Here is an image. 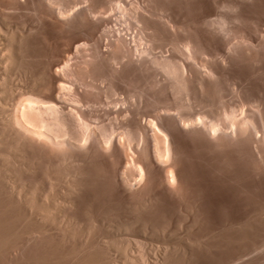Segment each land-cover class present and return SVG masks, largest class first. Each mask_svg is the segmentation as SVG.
<instances>
[{
  "label": "bare ground",
  "instance_id": "bare-ground-1",
  "mask_svg": "<svg viewBox=\"0 0 264 264\" xmlns=\"http://www.w3.org/2000/svg\"><path fill=\"white\" fill-rule=\"evenodd\" d=\"M1 1L0 199L4 202L0 201V214L6 213L8 215L9 213L11 216L12 214L13 216L17 214L18 217L16 215L15 217L19 220L15 218L17 222L15 220L10 222L8 220L3 221L4 217L2 220L0 218V254L2 256L4 254L3 258L0 256L1 263L2 259H4V264H19L18 259L21 256L18 259L16 258L19 254L22 255L23 244L30 243V241L37 238L41 239L51 227H56L55 231L61 242L72 241L74 243V245H71V247L73 246L72 248L69 247V251L64 247L63 249L68 252L63 255L61 254L63 252H60L62 257L58 256L53 264H60L62 260L60 261L59 259L62 258L67 260L63 261V263L65 262L64 264H110L113 261L117 262L119 258L120 260L122 259V263L123 260L124 262L128 261L129 264L137 260V262L141 261L142 264L144 262L147 264L148 261L150 262L149 257L153 254V260L151 259L153 263L151 264H160L168 260L170 253H181L176 250L182 248V246L177 248V244H175L176 247L172 244L173 246L171 245L170 247L166 243H162L161 239L160 243L164 245L160 247L157 243L159 248H155L157 250L151 249L153 244L150 247L146 246L145 242L147 240L143 241V238L142 240H136L138 236L134 238V241L132 240L134 249L132 247L133 244L131 245L133 236H125L126 231L129 234V229H133L130 228L132 227L131 224L129 229L126 230L127 224L130 222V220L127 222L128 219L124 224L118 218H116V222H113L115 216L112 219L113 221L110 220L111 216H108L109 220L112 221L110 223L107 221L108 217L107 219L104 218V216L106 217L105 214L103 217H101L103 214L100 217L93 214L91 217L89 216V221L85 225L82 223L86 218L82 219V222L80 219V221L75 219L70 214L76 205L74 204V197H76L75 195L83 186L86 188V184L91 183L82 180V176L86 174L90 175L86 177L87 179L88 177L92 179V175L94 177H102L103 181L108 184L113 192L121 193L122 196L128 199L129 204L134 202L137 208L139 207L140 209L147 204H151L149 203L150 200H153V197L157 198L155 196L158 194L162 195L161 193L184 202L189 201L191 198L193 200L194 194L195 196L198 194L194 193L193 187L195 185L193 183H196L197 180H194L195 182L192 181L193 183L191 182L193 178L190 179V177L195 178V174H188L192 170L189 168V171H187V167L188 165L193 166V169L197 167L194 168L193 164L195 162L189 164V160L188 165L186 164V159L192 153L196 154H194L195 157H199L203 162H206L214 174L216 172L224 174L229 179L228 182L232 181L236 184L242 180L251 179L255 180L256 184L258 182L260 183L259 185L263 184L264 186V18H253L252 16V5L257 1L209 0L218 9L214 17L209 15L212 13H208L209 10L206 7L208 5L202 6V4H199L201 6L197 7L190 0H73V5L71 0ZM24 3L33 5L34 13L32 11L31 13L32 15L34 14L36 27L48 25L47 28H51L49 25H52L57 29V34L58 30L59 33H64L62 34L63 37L67 34V36L65 35L67 37L66 46L68 43L67 51L65 53H59L58 51L59 54L57 55L54 53L56 55L55 60H50L36 74L29 70V68L31 69L29 63L27 64L29 68L25 64V60H27V56L23 51L27 32L23 28L25 24L19 27L18 25L12 26V28L6 21L9 18H5L7 14L3 10L4 6L6 8L11 5L12 9H18ZM78 3L79 5H77ZM261 7L262 5L259 1L258 8ZM254 8L257 7L255 6ZM194 10L200 11V17L196 16L198 15L196 14L195 16L198 17L196 18L192 14ZM211 10L214 12L213 8ZM106 12L108 13L106 14ZM95 23L99 24L98 26L102 24L104 26L101 28L104 33L103 36H105L104 49L101 48V44L94 42L95 40L91 41L94 42L93 46L91 47L90 45L88 47L86 41L82 40V38L68 34L76 29H82L86 25H92L93 27ZM116 24L118 25L116 26ZM31 26L33 25L30 24L29 28ZM34 30L37 29L35 28ZM73 54H75V59H73ZM236 65L246 67L260 81L259 85L255 87V92L253 91L254 88L252 90L249 87L250 85L245 78L240 74L233 73ZM121 82L137 85L139 87L137 94L134 91H127L128 95L126 97H118L116 90ZM102 83L106 84L107 92L112 96L107 101L105 100L106 103L98 99L95 96L97 93L94 92L98 85ZM147 84L149 87L155 88L159 94H165L164 98L162 97L163 95L161 96V99L157 97L158 94L155 97L154 93H151L154 103L151 105L152 110L150 113H147V111L146 113L142 112L140 106H136L132 102L135 95L136 97L138 95L140 100L142 99L143 86H147ZM225 95L237 99V102H226L223 99ZM127 102H130V105ZM146 104L148 103L146 102ZM146 104L143 103V106L145 107ZM104 112L107 115L108 112L112 113V116L107 121L102 119ZM189 146L191 151L188 149ZM189 152H191V155ZM191 159H193L192 156ZM194 159L193 161H196L197 158ZM98 164L101 166L99 167ZM202 166L204 165L201 164ZM202 169L205 168L203 167ZM200 171L202 172V170ZM218 173L217 176L219 175ZM222 175L220 176L222 177ZM210 176L214 177L213 175ZM100 181L102 182V180ZM101 182L100 184H103ZM218 182L221 184V180ZM228 182L226 185H229ZM211 183L209 184L210 186ZM240 183V185H244L242 182ZM223 184L225 183L223 182ZM236 185L238 186V184ZM98 186L100 187V185ZM208 186L206 185V187ZM201 187L205 189L204 186ZM232 187L234 189V184ZM240 187L237 189H240ZM257 188L259 187L254 189ZM259 189L264 190L263 187ZM234 190H232L233 193ZM251 190L253 191V189ZM242 192L244 193V191ZM100 193L98 194L99 196ZM239 194L241 193L239 192ZM166 195L164 196L166 197ZM118 196L119 194L117 198H120ZM113 197L111 198L113 199ZM94 199L97 201L96 197ZM101 200L104 202L103 198ZM263 200L262 203L264 202ZM231 201L229 202L231 203ZM98 202H100L99 199ZM174 203L176 202L174 201ZM209 203L211 202L209 201ZM99 204H95L96 207ZM252 204L254 205L255 203ZM102 206L105 207V205ZM90 207L92 205L88 206V208ZM104 207H102L101 211H103ZM202 207L204 208V206ZM192 208L187 210H192ZM150 209L152 208H149V211ZM128 210L131 211V208ZM263 210L259 214H264ZM101 211L98 212L101 214ZM88 213L92 214L91 212ZM95 213L98 214L97 212ZM146 213L148 212L146 211ZM254 214L258 217L256 212ZM19 215H21L22 219ZM253 215L252 217L255 216ZM261 215L258 221L262 217ZM120 218L122 219V217ZM145 218H148V216ZM132 221L131 223H133ZM252 221L251 223H253ZM150 222L149 224H151ZM240 222L242 221L240 220ZM109 225V230H104V232L111 230L110 235L108 233V235L106 233H104L105 235L102 234L101 231L103 230L101 229L100 232L97 231L98 226L106 227ZM232 225L235 226L234 224ZM142 226L139 227L140 230ZM254 226L256 225L254 224ZM147 227H142V234H144L143 232L145 234L148 233L150 228L147 230ZM167 229L165 230L167 231ZM196 229L198 230V228ZM133 230L135 231V229ZM224 230L227 231V229ZM152 231L149 230V232ZM224 233L225 231H223ZM47 235L49 237L48 233ZM173 236L176 238L177 235ZM170 237L171 239L173 238L171 235ZM241 237H246L247 240V236L241 235ZM254 237L256 236L254 235ZM243 239L242 242L247 243ZM194 240L192 241L194 242ZM192 241L190 244L193 243ZM196 241L198 243V240ZM213 243L209 244L212 245ZM57 244L60 245L59 243ZM244 245L246 246L247 244ZM40 248H42L41 245ZM63 249L61 250L63 251ZM133 249L135 253H133ZM242 249L246 250V248ZM57 254L60 255L59 253ZM35 255L38 254L35 253ZM234 256L230 257L233 258ZM248 256L250 255L248 254ZM46 257L38 258V261L40 259L39 262L41 264H52L51 262L54 261L55 257L53 256L54 258H52L53 261L51 262ZM199 257L201 256L199 255ZM241 257L243 258V256ZM26 260L25 262L28 261ZM163 260L166 261L163 262ZM22 261L24 260L22 259ZM137 262H134V264ZM25 264H28V262Z\"/></svg>",
  "mask_w": 264,
  "mask_h": 264
},
{
  "label": "rangeland",
  "instance_id": "rangeland-1",
  "mask_svg": "<svg viewBox=\"0 0 264 264\" xmlns=\"http://www.w3.org/2000/svg\"><path fill=\"white\" fill-rule=\"evenodd\" d=\"M72 2H71V4L73 3L74 4V1L73 0H71ZM193 1V2H192ZM198 1H199V3H198ZM202 1H204V2H202ZM209 0H206V2H208ZM212 1V0H211ZM211 1H209L208 3H206L205 2V0H196V1H194V0H190V2L195 6H201V5H199V4H202V6L204 5V6H206V5H208V6H206L207 7V9L209 10L208 11V13H212V14H209L211 17H214V15H216V13H217V8L213 5V3L211 2ZM255 1H257V2H254V4H255V6L258 8L259 7V1L261 2V5H262V7L261 8H254L255 6H253L252 5V16H253V18H256V17H263L264 18V1L263 0H255ZM195 2V3H194ZM2 3V1L0 0V4ZM72 4V5H73ZM29 5V6H28ZM77 5H79V3L77 4ZM81 5V4H80ZM0 6H2V5H0ZM12 6V5H11ZM11 6H8V7H6V8H4L3 7V10L6 12V14H5V12H4V14L6 15L5 16V18H9L8 20H6L8 23H9V26H13V27H15L16 25H18V27L21 25H23V24H25V25H23V28L24 29H26L25 31H27L26 32V36H25V42H24V44H23V51L25 52V55L27 56L26 57V59L27 60H25L26 61V65L29 63V65H30V67H31V69L29 68V65H27L28 66V68H29V70L30 71H32L33 72V74L35 73L36 74V72L38 71V73L42 70V68L48 63V62H50V60L52 61H54L55 60V56L57 55V54H59V53H65V51H67V48H68V43H67V46H66V42H67V37H65V35L67 36V34H65L64 35V37L62 36V34H64L63 32H60L59 33V30H58V34H57V29L55 28V27H53L52 25H49V26H51V28H47V26L48 25H44V27L42 28L41 26V28L40 27H36L37 26V24H35V17H34V14L32 15V13H31V11L34 13V11H33V5L31 4V3H24V5H22L20 8H18V9H15V8H13L12 9V7ZM31 7V8H30ZM210 7V8H209ZM2 8V7H1ZM28 8V10H30V11H28V10H26ZM214 9V12H213V10H211V9ZM8 9V10H7ZM15 9V10H14ZM262 9V10H261ZM18 11V12H17ZM24 11V12H23ZM108 11V10H107ZM195 11V12H194ZM193 12H192V14L195 16L196 14H198V15H196V16H199L200 17V11L199 10H194ZM257 11V12H256ZM197 12V13H196ZM216 12V13H215ZM259 12V13H258ZM26 13V14H25ZM108 12H106V14H107ZM254 13V14H253ZM25 14V15H24ZM256 14V15H255ZM262 14V16H260ZM27 15V16H26ZM255 15V16H254ZM30 16V17H29ZM195 16V17H196ZM33 17V18H32ZM196 18H198V17H196ZM33 19H34V21H33ZM27 21V22H26ZM10 22H11V24H10ZM19 23V24H17V23ZM23 22V23H22ZM31 22V23H30ZM34 22V23H33ZM100 22V21H99ZM14 23V24H13ZM101 23V22H100ZM30 24L31 25H33V26H31V28H29V26H30ZM99 24H96L95 23V26H93L92 27V25H86V26H83L82 27V29H76V30H74L73 32H69L68 34L70 35H73V36H77V37H79V38H82V40H84V41H86V43H87V45H88V47H90V45H91V47L93 46L92 44H94V42H97L98 44H101L100 46H101V48L102 49H104L105 48V44H104V41H105V36H103L104 35V33H103V30H101V28L102 27H104L103 26V24L102 25H100V26H98ZM118 24H116V26H117ZM25 26V27H24ZM28 26V27H27ZM35 26V27H34ZM46 26V27H45ZM89 26H91V27H89ZM12 27V28H13ZM121 27V26H120ZM36 28L37 30H34V29ZM40 28V29H39ZM52 28H54L55 29V31H54V29H52ZM85 28H87V29H85ZM91 28H93L92 30H91ZM29 29V30H28ZM30 29H32V30H30ZM39 29V30H38ZM46 31H45V30ZM34 30V31H33ZM49 30H50V32H49ZM83 30V31H82ZM28 31H30V32H28ZM32 31V32H31ZM88 31V32H87ZM102 31V32H101ZM44 32V33H43ZM53 32V33H52ZM78 32V33H77ZM92 32V33H91ZM128 32V31H127ZM43 33V34H42ZM56 33V34H55ZM73 33V34H72ZM89 33V34H88ZM100 33V34H99ZM102 33V34H101ZM51 34V35H50ZM43 35V36H42ZM45 35V36H44ZM61 35V36H60ZM100 35V37L98 38V36ZM88 36V37H87ZM46 37V38H45ZM55 37V38H54ZM59 38V39H58ZM62 38V39H61ZM92 38V39H91ZM104 38V39H103ZM46 39V40H45ZM57 39V40H56ZM47 40H48V43H47ZM95 40V41H94ZM51 41V42H50ZM58 41V42H57ZM61 43H60V42ZM63 41H64V43H63ZM90 43H89V42ZM91 41H94V42H91ZM25 43H26V45H25ZM52 43V44H51ZM51 45V46H50ZM64 46H65V48H64ZM24 48H26V49H24ZM66 49V50H65ZM58 51H59V53H58ZM63 51V52H62ZM54 53H56V55L54 54ZM52 55H54V56H52ZM73 56H74V58L73 59H75V54H73ZM54 58V59H53ZM46 60H48V61H46ZM46 62V63H45ZM42 64H44V65H42ZM240 65H236L235 66V68H234V70H233V73H236V74H240L243 78H245V80L247 81V83H249V87L253 90V88H254V92H255V87H257V85H259V80L254 76V75H252L251 74V71L249 72V70L246 68V67H239ZM40 68V69H39ZM236 69V70H235ZM239 71V73H237L238 71ZM243 72H242V71ZM237 71V72H236ZM31 72V73H32ZM242 74H241V73ZM244 73V74H243ZM250 73V74H249ZM246 76V77H245ZM252 76V77H251ZM246 78H248V79H246ZM255 79V80H254ZM249 80V81H248ZM253 81V82H252ZM254 81H256V82H254ZM258 81V82H257ZM253 83V84H252ZM254 83H255V85H254ZM125 84H127V85H125ZM125 84H124V82H121V83H119L118 84V87H117V90H116V95H118V97L120 96H127L128 95V92L127 91H130V92H132V91H134L135 92V94H137L136 92L139 90V87L137 86V85H135L134 83H133V85L132 84H128V83H126L125 82ZM131 85V86H130ZM254 85V86H253ZM106 84H104V83H102V84H100V85H98V87H97V89H95L94 90V92H96L97 93V95H95V96H97V98L98 99H100L102 102H104V103H106V101H107V99H110L112 96L111 95H109L108 94V92H107V89H106ZM122 86V87H121ZM126 86V87H125ZM132 86H134V87H132ZM253 86V87H252ZM133 89H132V88ZM119 88H121V89H119ZM137 88V89H136ZM143 88H144V92H143V95H142V99L140 100L139 99V97H138V95H137V97H136V95L135 96H133V99H132V102H134V105H136V106H140V110L142 111V112H144V113H146V111H147V113H150L151 112V110H152V104L154 103L153 102V97H152V92L154 93V96L156 97L157 96V94H158V96L157 97H159V98H161L162 99V97L164 98V96H165V94L164 93H158L156 90H155V88L153 89V88H151V87H149V85L147 84V86L146 85H144L143 86ZM97 90V91H96ZM146 90V91H145ZM119 91V92H118ZM156 92V93H155ZM108 94V96H107V94ZM146 93H147V95H146ZM147 96V98H146V96ZM148 94H149V96H150V98H149V96H148ZM156 94V95H155ZM107 97H106V96ZM163 95V96H162ZM110 96V97H109ZM143 96H145V97H143ZM162 96V97H161ZM229 96V95H228ZM227 95H225L224 97L227 99H225L224 97H223V99L226 101V102H237V99H233V97H231V96H229L228 97ZM232 98V99H231ZM145 99V101H143ZM150 99V100H149ZM106 100V101H105ZM135 100V101H134ZM228 100H230V101H228ZM140 101V102H139ZM146 102L148 103V104H146ZM150 102H152V103H150ZM104 103H103V105H104ZM136 103V104H135ZM143 103L144 104H146L145 105V107L143 106ZM127 104L128 105H130V102L128 103L127 102ZM126 104V105H127ZM127 105V106H128ZM105 115H107V113L106 112H104V115L102 114V119H104V120H106L107 121V119L110 117V116H112V113L111 112H108V115L107 116H105ZM188 149H189V151H191L190 149H191V147L189 146L188 147ZM190 153V155H191V152H189ZM195 153H192V158L193 159H191V156H189L187 159H186V164L188 165V160H189V164H191V163H197V162H199V161H201V162H199V163H197V164H193L194 165V168L195 167H197L196 169H193V166H191V165H188V167H187V171H189L188 169L190 168L192 171H189L188 172V174H195L194 176H195V178L194 177H190V179H192L191 180V182L193 181V182H195L194 180H197L198 181V183H197V181H196V183H193V184H195L193 187H194V190L196 191H194V193H198V194H196V196H195V194H194V196H193V200H192V198L189 200V201H181V200H179V199H175V198H173V197H171V196H168V195H166V194H164V195H166V197L163 195V193H161L162 195H160V194H158V195H156L155 197H157V198H154L153 197V200H150V202L149 203H151V204H147V205H145V207H141V209L138 207L137 208V206L134 204V202H130V204H132V205H130L128 202V199L127 198H125V196H122L121 195V193H118L119 194V196L118 197H120V198H117V193L114 191L113 192V190H111V188L108 186V184H106V182L105 181H103V179H102V177H100V176H95L94 177V175H92L91 176V178L92 179H89L90 177H88V179L86 178L87 176H90L89 174L87 175H83L82 176V180H84L85 182H91L90 184H86L87 185V187L86 188H84L85 186H83V188H81L80 190H82V191H80L79 190V192L77 193V195H75L76 197H74L75 198V200H74V204H76L75 206H74V208L75 209H72L71 210V212L72 213H70L71 215H73V217L75 218V219H77L78 221H80L81 220V222L83 221V223L82 224H87L88 222L87 221H89L88 219L91 217V215H93V214H95V216H101L102 214V216L101 217H103L104 216V214L106 215V217L104 216V218H106L107 219V217L108 216H111L110 217V220H112L113 218H114V216H115V218H114V221L113 222H116L117 221V219L116 218H118V220H122V221H120V222H123L124 224H125V222H126V220H127V222L130 220V222H128V224H127V229L126 230H128L129 229V227L131 226V224H132V227H130V228H133V229H135V231L133 230V229H129V231L128 232H130L129 234L127 233V231H126V233H125V236H127V237H129L130 235L131 236H133V239H131V245H132V247L134 246V238H136L137 236H138V238L136 239V240H139V239H141L142 240V238H143V241H145V240H147V242H145V244H146V246H148V247H150L151 246V244H153L152 246H151V249L153 248V249H155V248H159L158 246L160 245V247L161 246H163L164 244H162V243H166V245H168V246H170L171 247V245L172 244H174V246H175V244H177L176 246H177V248L178 247H181L182 246V248H180V249H177L176 251L177 252H181L180 254L179 253H173V254H171L170 253V257L168 258V260L166 261V260H163V262L164 261H166L165 263H160V264H264V214H259V212L261 211V210H263L264 209V202L262 203V199H264V190L263 189H259V188H264V186H263V184H261V185H259L260 183H258L257 182V184H256V181L255 180H251L252 182H254L253 183V185H251V181L250 180H242V181H240V182H242V184H244V185H240L241 183L240 182H237L236 184H238V186L235 184V182H232V181H229L228 182V178L223 174L222 175V173H218V172H216V174H214L213 173V171L212 170H210L211 168H210V166L209 165H207V163L206 162H203V160L200 158L199 159V157H195V155H194ZM194 155V156H193ZM194 158H197L196 159V161H193V160H195ZM202 165H204V166H202L201 167V164ZM200 164V166H198ZM206 164V165H205ZM99 165V164H98ZM196 165V166H195ZM101 165H99V167H100ZM190 166V167H189ZM199 167V168H198ZM205 168V169H202V168ZM195 170H197L198 172H200V173H198L197 171L195 172ZM200 170H202V172L204 173H202ZM207 170H209V172H207ZM191 172V173H190ZM212 173V174H211ZM217 173L219 174L218 176H217ZM207 174V175H206ZM199 175V176H198ZM204 176V177H201V176ZM210 175H213L214 177H212V176H210ZM216 175V176H215ZM220 175H222V177H226V178H222ZM198 176V177H197ZM209 176H210V178H209ZM85 177V178H84ZM196 177H197V179H196ZM219 177V178H218ZM221 177V178H220ZM97 178V179H96ZM199 178V179H198ZM95 179V180H94ZM202 179V180H201ZM204 179H205V181H204ZM210 181H209V180ZM214 180V181H212V180ZM216 179V180H215ZM219 179V180H218ZM88 180V181H87ZM92 180H94V181H92ZM100 180H102V182L100 181ZM200 180V181H199ZM221 180V184H220V182H218V181H220ZM96 181V182H95ZM204 181V182H203ZM211 181H212V183H211ZM228 182V184L229 185H226L227 184V182ZM250 181V182H249ZM98 182V183H97ZM100 182L101 183H103V184H100ZM201 182V183H200ZM214 182H215V185H214ZM217 182V183H216ZM223 182L225 183V184H223ZM244 182V183H243ZM248 182H249V184H250V186H249V184H248ZM205 183V184H204ZM211 183V186L209 185ZM232 183V184H231ZM97 184V185H96ZM192 184V185H193ZM233 184H234V189H233ZM90 187H89V186ZM95 185H96V188H95ZM98 185H100V187L98 186ZM103 185H105V186H103ZM198 185V186H197ZM204 186V188L205 189H203V187H201V186ZM206 185L208 186V187H206ZM214 185V186H213ZM218 185V186H217ZM232 185V186H231ZM246 185V186H245ZM255 185V186H254ZM93 186V187H92ZM102 186V187H101ZM106 186H108V187H106ZM212 186H213V189H212ZM226 186H228L227 188H226ZM231 188H230V187ZM241 186V187H240ZM246 188H245V187ZM247 186H249V187H247ZM252 186V187H251ZM254 186V187H253ZM195 187H197V188H195ZM236 187V188H235ZM238 187H240V189H237ZM256 187H259V188H257V189H254V188H256ZM91 188V189H90ZM103 188H104V190H103ZM109 190H108V189ZM200 188V189H199ZM215 188V189H214ZM94 189V190H93ZM96 189V190H95ZM196 189H198V190H196ZM208 189V190H207ZM212 189V190H211ZM222 189V190H221ZM224 189V190H223ZM234 190V193H233V191L232 190ZM237 189V190H236ZM242 189V190H241ZM245 189H247V190H245ZM250 189H253V191L251 190L250 191ZM93 190V191H92ZM202 191V193H201V191ZM232 192H230V191ZM260 190V191H259ZM84 191V192H83ZM95 191H97V192H95ZM102 193H100V192ZM107 191V192H106ZM207 191V192H206ZM216 191V192H215ZM241 193V194H239V192ZM242 191H244V193L242 192ZM258 191H259V193H258ZM263 191V192H262ZM86 192V193H85ZM100 193V196L98 195L99 193ZM108 192H109V194H108ZM237 192H238V194H239V196H238V194H237ZM249 192V193H248ZM252 194H251V193ZM256 192V193H255ZM261 192V193H260ZM85 193V194H84ZM88 193V194H87ZM94 193V194H93ZM97 193V194H96ZM108 194V196H107V194ZM114 193H116V194H114ZM203 193H204V195H203ZM230 193V194H229ZM235 193H236V195H235ZM262 194L261 196L260 195H258V194ZM93 194V195H92ZM202 194V195H201ZM233 196H232V195ZM247 194H249V195H247ZM81 195V196H80ZM89 195V196H88ZM104 195V196H103ZM113 195H115V197H113ZM201 195V196H200ZM80 196V197H79ZM85 196V197H84ZM87 196V197H86ZM92 196H95L96 197V199L98 198V197H100V198H98L99 199V201L100 202H98V199H97V201L94 199L95 197H92ZM98 196V197H97ZM109 196H111V197H113V199L111 198V197H109ZM165 198H163V197ZM205 198H204V197ZM216 196V197H215ZM230 196H232V197H230ZM235 196V197H234ZM123 197V198H122ZM160 197H161V199H160ZM202 198V200H200V198ZM219 197V199H217ZM223 197V198H222ZM238 197V198H237ZM252 197V198H251ZM83 200H82V199ZM101 198H103V201L104 202H102V200H101ZM104 198H106V199H104ZM116 198V199H115ZM169 198V199H168ZM236 198V199H235ZM246 198V199H245ZM115 199V200H114ZM121 199V200H120ZM123 199H125V200H123ZM127 199V200H126ZM156 199V200H155ZM159 199V200H158ZM167 199V200H166ZM173 199H175V200H173ZM195 199V200H194ZM198 199V200H197ZM205 199V200H204ZM209 199V200H208ZM214 199V200H213ZM226 199V200H225ZM232 200L231 201V203L229 202L230 200ZM238 199V200H237ZM249 199V200H248ZM77 200V201H76ZM107 200V201H106ZM110 202H109V201ZM200 200V201H199ZM207 200H208V203H207ZM229 200V201H228ZM236 200V201H235ZM0 201L1 202H4L2 199H0ZM80 203H79V202ZM92 201V202H91ZM95 201V202H94ZM113 201V202H112ZM122 201V202H121ZM164 201H166V202H164ZM174 201L176 202V203H174ZM178 201V202H177ZM182 203H181V202ZM191 201H192V203L193 202H196V203H191ZM197 201H199V202H197ZM209 201L211 202V203H209ZM240 201V202H239ZM264 201V200H263ZM0 202V203H1ZM77 202V203H76ZM127 202V203H126ZM153 202V203H152ZM156 202V203H155ZM170 202V203H169ZM173 204H172V203ZM180 202V203H179ZM184 202V203H183ZM188 202V203H187ZM190 202V203H189ZM206 202V203H205ZM225 202V203H224ZM248 202V203H247ZM250 202V203H249ZM93 203V204H92ZM100 203V204H99ZM117 203V204H116ZM121 203H122V205H121ZM179 203V204H178ZM201 203H204V204H201ZM227 203H228V206H227ZM236 203V204H235ZM238 203V204H237ZM252 203H255L254 205L252 204ZM256 203H257V205H256ZM83 204V205H82ZM97 204H99V206H97L96 207V205ZM108 204V205H107ZM111 204V205H110ZM120 204V205H119ZM127 204H129V205H127ZM166 204V205H165ZM180 204H185V205H180ZM187 204H189L188 206H187ZM195 204V205H194ZM210 204V205H209ZM232 204V205H231ZM242 204V205H241ZM250 204V205H249ZM261 204H263V205H261ZM87 207H86V206ZM92 205V207H90V208H92V209H90V208H88V206H91ZM102 205H105V207L104 206H102ZM116 205V206H115ZM118 205H119V207H118ZM151 205H153V206H151ZM159 205H160V207H159ZM170 205V206H169ZM172 205V206H171ZM178 205H180L181 206V209H180V206H178ZM191 205H192V207H191ZM195 206V208H194V206ZM222 205V206H221ZM251 205H253L254 207H259V205H260V207L259 208H254L253 206H251ZM101 206V207H100ZM106 206H108V207H106ZM111 206V207H110ZM123 206H125V207H123ZM147 206V207H146ZM163 206V207H162ZM168 206V207H167ZM182 206H184L183 208H182ZM198 206V207H197ZM202 206H204V208L202 207ZM208 206V207H207ZM213 206V207H212ZM227 208H226V207ZM235 206V207H234ZM82 207V208H81ZM83 207H84V209H83ZM93 207H95V208H97V209H93ZM102 207H104L103 208V211H101L102 210ZM119 209H118V208ZM140 211H138L136 208ZM171 207V208H170ZM173 207V208H172ZM179 207V208H178ZM192 208V210H187L188 208ZM199 209L200 207V209L198 210L197 208ZM263 207V208H262ZM127 208V209H126ZM131 208V211L130 210H128V209H130ZM149 208H152V209H150V211H149ZM161 208V209H160ZM164 208V209H163ZM166 208H167V210H166ZM185 208H186V210H185ZM261 208V209H260ZM83 209V210H82ZM90 211H89V210ZM109 209H111V210H109ZM114 209H116V210H114ZM125 211H124V210ZM172 209H174V210H172ZM183 209V210H182ZM195 209H196V211H195ZM210 209V210H209ZM231 209V211H229ZM245 209V210H244ZM255 211H254V210ZM256 209H257V211H256ZM81 210V211H80ZM92 210H93V212H92ZM145 210V211H144ZM153 210V211H152ZM169 210V211H168ZM181 210V211H180ZM184 210H185V212H184ZM194 210V211H193ZM212 210V211H211ZM218 210V211H217ZM239 210V211H238ZM244 210V211H243ZM250 210H252V211H250ZM86 211H88V212H91L92 214H90V213H88V212H86ZM98 211H101L102 213L100 214V212H98ZM107 211H108V213H109V215H108V213H107ZM110 211V212H109ZM129 211V212H128ZM146 211L148 212V213H146ZM180 211V212H179ZM189 211V212H188ZM224 211V212H223ZM242 211H243V213H242ZM264 211V210H263ZM78 212V213H77ZM95 212H97L98 214H96ZM112 212V213H111ZM134 212V213H133ZM137 213V215H136V213ZM153 212V213H152ZM174 212V213H173ZM187 212V213H186ZM226 212V213H225ZM229 212V213H228ZM231 212V213H230ZM246 212H248V213H246ZM252 212V213H251ZM256 212V214H258V217L254 214ZM262 212V211H261ZM119 213V214H118ZM122 213V214H121ZM125 213H127V214H125ZM129 213V214H128ZM139 213H141V214H139ZM208 213V214H207ZM218 213V214H217ZM222 213V214H221ZM238 213V214H237ZM241 213V214H240ZM5 214V215H4ZM76 216H75V215ZM87 214V215H86ZM118 216H116V215ZM169 214V215H168ZM200 214V215H199ZM257 217H255L254 215ZM2 215V216H1ZM16 215V217H18V215L17 214H15ZM15 215L13 216V214H12V216H11V214H9L8 213V215H6V213H2V214H0V218H1V220L3 219V217H4V219H3V221L4 220H8V221H10V222H12L13 220H15ZM134 215V216H133ZM162 215V216H161ZM207 215V216H206ZM212 215V216H211ZM214 215H215V217H214ZM245 215V216H244ZM251 215V216H250ZM252 215L254 216V217H252ZM262 216L260 219H259V221H258V218H259V216ZM7 216H10V217H7ZM20 216V218H21V215H19ZM79 216V217H78ZM90 216V217H89ZM148 216V218H145V217H147ZM164 216V217H163ZM173 216V217H172ZM184 216V217H183ZM193 216H194V218H193ZM197 216V217H196ZM202 216V217H201ZM225 216V217H224ZM248 216V217H247ZM82 217V218H81ZM120 217H122V219L120 218ZM127 217V218H126ZM132 217H134V218H132ZM139 217H140V219H139ZM142 217H144V218H142ZM209 217V218H208ZM230 217H231V219H230ZM233 217H235V218H237L236 220H235V218H233ZM239 217V218H238ZM245 217H247V218H245ZM9 218V219H8ZM11 218H14V219H11ZM19 218V219H20ZM123 218H125L124 220H123ZM135 218H136V220H135ZM156 218V219H155ZM165 218V219H164ZM188 218H190V219H188ZM192 218V219H191ZM202 218V219H201ZM220 218V219H219ZM225 218V219H224ZM244 218V219H243ZM11 219V220H10ZM17 220H18V218H16ZM22 219V218H21ZM80 219V220H79ZM83 219V220H82ZM150 219V220H149ZM166 219H168L167 221H166ZM186 220V222H185V220ZM188 219V220H187ZM201 219V220H200ZM209 219V220H208ZM218 219V220H217ZM223 219V220H222ZM243 219V220H242ZM247 219V220H246ZM0 220V221H1ZM109 220V217H108V219H107V221H109L110 223H112V221H110ZM133 220V221H132ZM139 220V221H138ZM144 220V221H143ZM196 220V221H195ZM203 220V221H202ZM230 220H232V221H230ZM234 220V221H233ZM238 220V221H237ZM240 220L242 221V222H240ZM252 220H254V221H252ZM262 222H261V221ZM5 221V222H6ZM19 221V220H18ZM131 221L133 222V223H131ZM142 221V222H141ZM151 223V224H149V222ZM154 221V222H153ZM159 221V222H158ZM161 221V222H160ZM165 221V222H164ZM173 221V222H172ZM195 221V222H194ZM225 221H228V222H224ZM248 221V222H247ZM251 221L253 222V223H251ZM15 222H17L16 220H15ZM119 222V221H118ZM135 222V223H134ZM141 223V224H137V223ZM170 222V223H169ZM193 222V223H192ZM216 224H215V223ZM237 222H239V223H237ZM261 222V223H260ZM165 223H167V224H165ZM197 223H199V224H197ZM208 223V224H207ZM212 225H211V224ZM222 223V224H221ZM229 223V224H228ZM134 224H136V225H134ZM143 224H147V225H143ZM152 224H153V226H152ZM201 224H203V225H201ZM218 224V225H217ZM224 224H225V226H224ZM232 224H234L235 226H233ZM239 224V225H238ZM254 224L256 225V226H254ZM135 227H134V226ZM140 225V226H142L143 228H145V227H147V230L149 229V230H153L152 232H149V230H148V233H146L145 234V232H143L144 234H142L141 232L143 231V229H142V227H141V230H140V226L138 227V226ZM156 225V226H155ZM157 225H158V227H157ZM168 225H170V226H168ZM178 227H177V226ZM191 225V226H190ZM195 225V226H194ZM236 225H238V226H240L239 228H238V226H236ZM249 225H252V226H249ZM188 226H189V228H188ZM194 226V227H193ZM208 226V227H207ZM211 226V227H210ZM242 226V227H241ZM245 226V227H244ZM100 227H102V228H100ZM98 226L97 228V231H99L100 232V229L101 230H103V231H101L102 232V234H104V233H108L109 235H110V233H111V230L110 231H106V232H104V230H109L108 229V227H110V225L109 226ZM103 227H105V228H103ZM153 227H154V229H153ZM156 227V228H155ZM174 227V228H173ZM192 227V228H191ZM220 227V228H219ZM224 227V228H223ZM228 227V228H227ZM235 228V229H233V228ZM251 227H253V228H251ZM152 228V229H151ZM161 228H163V229H161ZM168 228V229H167ZM176 228H177V230H176ZM196 228H198V230L196 229ZM207 228H208V230H207ZM212 228V229H211ZM241 228V229H240ZM247 228H249V229H247ZM258 228V229H257ZM139 229V230H138ZM158 229V230H157ZM165 229H167V231L165 230ZM188 229V230H187ZM224 229H227V231L226 230H224ZM238 229V230H237ZM51 230V231H50ZM47 233L49 234V237H48V235H47V233L45 234V235H43L44 236V238H43V236L41 237V239L39 238H37L36 240L34 239L33 241H30V243L28 242V243H26V244H23V246H22V251H21V253H22V255L21 254H19L18 256H17V258L16 259H18V257H22V259L24 260V261H22V259H21V257L18 259V263L19 264H21V263H27L28 262V264H33V263H35V264H41V262H39L40 261V259H39V261H38V258H41V257H45V256H47L46 258L47 259H49L48 261H53V259L52 258H54V261L53 262H51L52 264L53 263H55L56 262V258H58V256H60V258L62 257V255L63 254H65L66 252H68L69 250H70V248H72L71 247V245H74V243L72 242V241H66L67 243H65V241H62L61 242V240H59V237L57 236V232L55 231L56 230V227H51V229H50ZM138 230V231H137ZM163 230V231H162ZM171 230V231H170ZM192 230V231H191ZM213 230V231H212ZM215 230V231H214ZM220 232H219V231ZM222 230V231H221ZM257 230V231H256ZM263 230V231H262ZM53 231H55V232H53ZM134 231V232H133ZM140 231V232H139ZM173 231H175V233H173ZM212 233H211V232ZM223 231H225V233L223 234ZM230 231V232H229ZM234 231H235V233H234ZM241 231V232H240ZM253 231V232H252ZM256 231V232H255ZM147 232V231H146ZM189 232H190V234H189ZM193 232V233H192ZM210 232V233H209ZM216 232V233H215ZM247 232V233H246ZM260 232V233H259ZM55 233V234H54ZM140 233V234H139ZM150 233V235H152L151 237H150V235H148ZM167 233V234H166ZM179 234V236H178V234ZM181 233V234H180ZM197 235H196V234ZM200 233V234H199ZM209 233V234H208ZM221 233V234H220ZM252 233V234H251ZM262 233V234H261ZM54 234V235H53ZM107 234V235H108ZM126 234H128V235H126ZM133 234V235H132ZM135 234V235H134ZM142 234V235H141ZM162 234V235H161ZM169 234V235H168ZM205 234H206V237L208 236V238L206 239V237H205ZM216 234V235H215ZM235 234V235H234ZM238 234V235H237ZM105 235V234H104ZM145 235V236H144ZM156 235V236H155ZM159 235V236H158ZM170 235L173 237L172 239H171V237H170ZM173 235H177L176 236V238H175V236H173ZM194 237H193V236ZM209 235H211V236H209ZM221 235V236H220ZM224 237H223V236ZM226 235H228V236H226ZM237 235V236H236ZM241 235L242 236H247V240H246V237H243L246 241H247V243L246 242H242V237H241ZM254 235L256 236V237H254ZM260 237H258V236ZM45 236H46V238H45ZM55 236V237H54ZM147 236V237H146ZM155 236V237H154ZM158 236V237H157ZM202 236V238H200ZM218 236V237H217ZM220 236V237H219ZM51 237V238H50ZM58 237V238H57ZM155 239H154V238ZM161 237V238H160ZM166 237V238H165ZM179 237H180V240H179ZM187 237V238H186ZM214 239H212V238ZM222 237V238H221ZM238 237V238H237ZM249 237V238H248ZM57 238V239H56ZM147 238V239H146ZM150 238V239H149ZM158 238V239H157ZM169 238V239H168ZM199 238V239H198ZM204 238H205V240H204ZM224 238V239H223ZM228 238V239H227ZM258 238V239H257ZM263 238V239H262ZM56 239V240H55ZM160 239H161V241H162V243H160L161 241H160ZM166 239H168V240H166ZM188 239V240H187ZM189 239H191V240H189ZM195 239V240H194ZM210 239H212V240H210ZM243 239V240H244ZM38 240V241H37ZM46 240V241H45ZM57 240H58V242H57ZM133 240V241H132ZM149 240H151V241H149ZM155 240V241H154ZM192 240H194V242L192 241ZM196 240H198V243H196L197 241ZM238 240V241H237ZM35 241H37L36 243H35ZM60 241V242H59ZM166 241V242H165ZM178 241H180V242H178ZM193 242V243H191L190 244V242ZM200 241V242H199ZM202 241V242H201ZM212 241V242H211ZM221 241V242H220ZM232 241V242H231ZM249 241V242H248ZM32 242V243H31ZM46 242V243H45ZM52 242H53V244H52ZM64 242V243H63ZM171 244H170V243ZM215 244H214V243ZM218 242V243H217ZM261 244H260V243ZM43 243H45V244H43ZM57 243H59L60 245H58ZM61 243H62V245H61ZM78 243V242H77ZM157 243H158V246H157ZM180 243V244H179ZM209 243H213L212 245H214L213 247H212V245L211 244H209ZM221 243V244H220ZM249 243V244H248ZM32 244V245H31ZM64 244V245H63ZM70 245V246H67V245ZM149 244V245H148ZM193 244V245H192ZM206 244V245H205ZM235 244H236V246H235ZM243 244V245H242ZM244 244H247L246 246L244 245ZM34 245V246H33ZM36 245V246H35ZM39 245V246H38ZM40 245H41V247L42 248H40ZM156 245V246H155ZM191 245V246H190ZM199 245H201V246H199ZM208 245V246H207ZM218 245V246H217ZM44 246V247H43ZM60 246V247H59ZM63 246V247H62ZM155 246V247H154ZM173 246V245H172ZM175 246V247H176ZM194 246V247H193ZM197 246V247H196ZM211 246V247H210ZM244 246V247H243ZM262 246V247H261ZM32 247V248H31ZM46 247V248H45ZM54 247V248H53ZM57 247H59V248H57ZM66 248L68 251H66V249L64 250L63 248ZM70 247V248H69ZM192 247V248H191ZM201 247V248H200ZM207 247V248H206ZM210 249H209V248ZM261 247V248H260ZM34 248H36V249H34ZM44 248V249H43ZM134 248V247H133ZM199 248V249H198ZM242 248H246V250H243ZM26 249V250H25ZM51 251H50V250ZM60 249V250H59ZM61 249H63V251L61 250ZM135 249V248H134ZM134 249H133V253H135L134 252ZM150 249V248H149ZM157 249H155V250H157ZM184 249V250H183ZM188 249V250H187ZM204 249V250H203ZM46 250V251H45ZM56 250V251H55ZM179 250V251H178ZM181 250V251H180ZM202 250V251H201ZM241 250V252H239ZM244 251V253H243V251ZM254 250V251H253ZM24 251V252H23ZM28 251V253H26ZM37 251H39V252H37ZM43 251V252H42ZM58 251V252H57ZM184 251V252H183ZM193 251V252H192ZM206 251V252H205ZM33 252H35L36 254H38V255H35V253H33ZM52 252H53V254H52ZM60 252H63V253H61L60 254ZM158 252H159V250H158ZM174 252V251H173ZM224 252V253H223ZM40 253V254H39ZM42 253V254H41ZM57 253H59L60 255H58L57 254V256H55ZM153 253V252H152ZM151 253V254H152ZM186 253V254H185ZM194 253V254H193ZM202 253V254H201ZM206 253H208V254H206ZM238 253V254H237ZM242 253V255L241 256H243V258L240 256V254ZM246 253V254H245ZM24 254V255H23ZM44 254V255H43ZM52 254V255H51ZM156 254V253H155ZM176 256H175V255ZM201 256V257H199V255ZM217 254V255H216ZM222 254V255H221ZM225 254V255H224ZM248 254L250 255V256H248ZM43 255V256H42ZM154 255V254H153ZM153 255L151 256V257H149L150 258V262L148 261H146L147 262V264H151V263H153V261H151V259L153 260ZM172 255H174V256H172ZM194 255V256H193ZM232 255L237 259H235L234 257L233 258H231L232 257ZM237 255H239V256H237ZM0 256H2L1 254H0ZM3 256H4V254H3ZM3 256H2V258H3ZM32 256H34V257H32ZM41 256V257H40ZM54 256V257H53ZM185 256V257H184ZM191 256V257H190ZM196 256V257H195ZM198 256V257H197ZM208 256V257H207ZM231 256V257H230ZM27 257V258H26ZM172 257V258H171ZM177 257V258H176ZM190 257V258H189ZM216 257V258H215ZM230 257V258H229ZM27 259L26 261L27 262H25V259ZM187 258H189V259H187ZM194 258H196L195 260H194ZM200 258V259H199ZM202 258V259H201ZM211 258V259H210ZM239 258H241V259H239ZM20 259H21V261H20ZM51 259V260H50ZM56 259V260H55ZM174 259H176V260H174ZM180 259V260H179ZM198 259V260H197ZM208 259V260H207ZM232 259H234V260H232ZM3 261H4V259H2ZM36 260V261H35ZM60 261H61V263L60 264H64L63 263V261L65 260V261H67L66 259H59ZM120 258L118 259V261L116 262V261H113V262H111L110 264H129V262L128 261H125L124 262V260H123V263H122V259L120 260ZM170 260V261H169ZM178 260V261H177ZM186 260H187V263H186ZM218 260V261H217ZM0 261H1V257H0ZM2 261V263L0 262V264H4L5 262H3ZM32 261V262H31ZM175 261V262H174ZM195 261V262H194ZM207 261V262H206ZM30 262V263H29ZM134 262H137V260L136 261H133V262H130V264H134ZM143 262V261H142ZM138 264H142L141 263V261L140 262H137ZM137 263H135V264H137ZM144 264H145V262H144Z\"/></svg>",
  "mask_w": 264,
  "mask_h": 264
}]
</instances>
